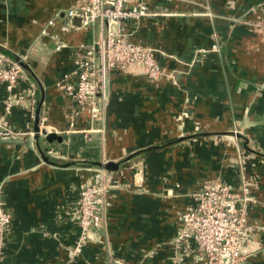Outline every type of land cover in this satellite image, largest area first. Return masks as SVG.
I'll list each match as a JSON object with an SVG mask.
<instances>
[{"label":"crops","instance_id":"obj_1","mask_svg":"<svg viewBox=\"0 0 264 264\" xmlns=\"http://www.w3.org/2000/svg\"><path fill=\"white\" fill-rule=\"evenodd\" d=\"M83 1L0 0V46L26 60L32 84L26 77L17 91L34 98L32 111L26 102L5 114L0 83V124L60 137H38L40 149L55 156L46 159L32 134L0 141V198L11 215L0 264H201L192 255L175 263L173 255L191 193L207 182L237 193L244 177L258 200L248 211L244 264H264V160L242 139L222 135L237 131L264 155V37L250 25L264 18V0H143L164 14L126 20L121 33L150 48L169 77L109 71L99 131L88 130L87 113L57 84L104 32L99 22L86 29L78 19L63 30L65 10ZM51 18L55 25L43 34ZM133 153L116 171L91 163ZM103 171L112 180L104 224L67 262L79 233V192Z\"/></svg>","mask_w":264,"mask_h":264},{"label":"built area","instance_id":"obj_2","mask_svg":"<svg viewBox=\"0 0 264 264\" xmlns=\"http://www.w3.org/2000/svg\"><path fill=\"white\" fill-rule=\"evenodd\" d=\"M129 0H84L72 5L64 12L63 30L75 28L73 21L79 20V27L91 28L96 22L104 27L101 36L82 47L76 54V66L58 82L59 88L72 99L76 108L85 111L90 121L89 131H99L97 121L101 119L107 74L111 70H142L149 79L169 77L157 62L152 50L123 37L121 24L126 20L162 16L164 12L149 9L143 0L128 5ZM55 25V19L47 21L42 29ZM250 25L258 28L264 37V18ZM61 42L57 45L59 48ZM26 79L19 65L0 55V83L7 96L4 112L9 114L13 107L29 103L32 111L34 98L17 91V86ZM27 80V79H26ZM32 95V93H31ZM31 131L13 130L0 124V138L31 135ZM51 153H53L50 150ZM111 179L100 172L95 181L84 186L78 195L77 223L79 233L71 246L72 262L88 240L90 233L98 231L105 221V206ZM192 202L181 214V227L173 237L174 262L179 263L188 255L198 257L201 264H244L242 253L246 237L247 217L250 205L258 202L248 179L241 178L238 192L229 185L207 182L191 193ZM11 215L4 208L0 198V260L4 256Z\"/></svg>","mask_w":264,"mask_h":264},{"label":"water","instance_id":"obj_3","mask_svg":"<svg viewBox=\"0 0 264 264\" xmlns=\"http://www.w3.org/2000/svg\"><path fill=\"white\" fill-rule=\"evenodd\" d=\"M0 55L4 56V57H7L9 58L10 60L16 62L19 67L22 69V71L24 72L25 76L27 77V79L30 81V76L28 73V71H30V68L26 62V60L20 56V55H15L13 53H10V52H7L5 50L4 47L0 46ZM31 83V81H30ZM32 84V83H31ZM203 133H198V134H192V135H180L176 141H181V140H184V139H188V138H192V137H196V136H199V135H202ZM40 135H43L44 138L48 141V142H51L53 139H58L60 140V137L57 136L55 134L54 131H48L47 129H44V128H38V127H34V130H33V134L31 135L32 137V141L34 142L35 141V144L37 146V149L38 151L40 152V154L42 155L43 159H46L45 157L49 156V157H55V156H51V152H50V149L43 151L40 149L39 145H38V137ZM222 135L224 136H229V137H235V138H240L242 139V146L243 148L246 150V151H249V152H252V153H255L258 157H261V158H264V155L259 153V152H256L254 151L253 149L250 148V146H248V140L242 135L240 134L239 132L237 131H226L224 133H222ZM16 137H7V138H0V141H21V140H18V137L15 139ZM154 147H148L146 148L145 150H143L144 152L145 151H148L150 149H152ZM139 152H142V151H139ZM137 153H133V154H130L126 157H124L122 160H118V161H112V160H106L105 162H91L92 164L96 165L97 169L99 170H105V171H116L120 164L122 162H124V160H128L129 158H131L133 155H135ZM47 155V156H46ZM115 264H121V262L119 261H116Z\"/></svg>","mask_w":264,"mask_h":264},{"label":"trees","instance_id":"obj_4","mask_svg":"<svg viewBox=\"0 0 264 264\" xmlns=\"http://www.w3.org/2000/svg\"><path fill=\"white\" fill-rule=\"evenodd\" d=\"M258 159H259V158H258ZM260 159H261V160H264V159L261 158V157H260ZM259 168H261V166L257 164V165L255 166V168H254V169H255L254 173H256V171L259 170Z\"/></svg>","mask_w":264,"mask_h":264}]
</instances>
